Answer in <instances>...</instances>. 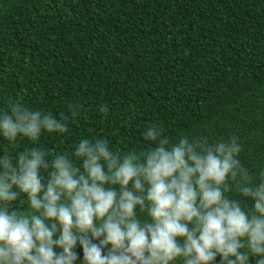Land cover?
<instances>
[{"label": "trees", "instance_id": "1", "mask_svg": "<svg viewBox=\"0 0 264 264\" xmlns=\"http://www.w3.org/2000/svg\"><path fill=\"white\" fill-rule=\"evenodd\" d=\"M13 102L68 117L65 133L18 140L17 153H71L85 138L146 151L155 124L170 141L236 136L256 174L264 0H0V112Z\"/></svg>", "mask_w": 264, "mask_h": 264}, {"label": "clouds", "instance_id": "2", "mask_svg": "<svg viewBox=\"0 0 264 264\" xmlns=\"http://www.w3.org/2000/svg\"><path fill=\"white\" fill-rule=\"evenodd\" d=\"M67 126L21 102L0 112V264H264V168L242 164L238 137L170 141L154 124L146 151H14Z\"/></svg>", "mask_w": 264, "mask_h": 264}]
</instances>
